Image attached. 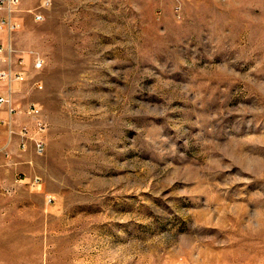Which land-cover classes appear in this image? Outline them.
Segmentation results:
<instances>
[{
    "label": "rangeland",
    "instance_id": "rangeland-1",
    "mask_svg": "<svg viewBox=\"0 0 264 264\" xmlns=\"http://www.w3.org/2000/svg\"><path fill=\"white\" fill-rule=\"evenodd\" d=\"M20 2L0 47L25 61L14 99L42 108L46 152L0 218L45 225L18 258L0 238L1 261L264 264V0Z\"/></svg>",
    "mask_w": 264,
    "mask_h": 264
},
{
    "label": "built area",
    "instance_id": "built-area-1",
    "mask_svg": "<svg viewBox=\"0 0 264 264\" xmlns=\"http://www.w3.org/2000/svg\"><path fill=\"white\" fill-rule=\"evenodd\" d=\"M0 12H3V19L0 21V30L7 32H13L16 25L12 21V17L21 12L20 0H0ZM36 20H43L42 14H37ZM12 48L10 45H2L0 47V62L7 64L9 67L0 71V81L6 83L7 92L0 95V111L7 113L8 118L1 120V124L6 128L10 136L18 135L21 138V148L23 151L28 149V144L32 142L35 147V153L39 156H43L46 152V143L42 134L46 131V122L43 119L42 108L35 103H29L26 106L17 104L14 99V84H22L27 81V73L25 72V61L22 57H17L15 60V68L12 66ZM44 60L39 56L35 58L33 62L34 69L41 71L44 68ZM35 88L43 90L41 82L35 84ZM18 116H26L32 119L33 124L21 125L18 131L15 130L16 118ZM26 178L20 179V182L26 181ZM40 179L29 180V185L36 187L40 184ZM49 202H52V198H48Z\"/></svg>",
    "mask_w": 264,
    "mask_h": 264
},
{
    "label": "crops",
    "instance_id": "crops-1",
    "mask_svg": "<svg viewBox=\"0 0 264 264\" xmlns=\"http://www.w3.org/2000/svg\"><path fill=\"white\" fill-rule=\"evenodd\" d=\"M3 114L4 116L2 119H7L8 114L4 112ZM16 120L17 121L14 127L16 131H18L21 125L33 124V121L26 116H18ZM1 127L3 130H5V132L3 134V138L0 139V191L2 193H10L7 194V196H14L24 192V189H26L25 182L29 178L30 180L34 179V160L41 156L35 153L34 144L31 142L28 144V149L23 151L21 148V138L18 135L10 136L6 131V128L3 126ZM21 175H25L27 177L29 176V178H26V181L20 182V179H22ZM6 206L9 211H17L20 205L16 203H9ZM47 221L51 222L52 219H48ZM41 225H45V221H41L40 219L35 221V219L20 217L0 218V227H9L12 232L10 236L3 235L1 234L2 232L0 233V238H9L7 241L11 243V250L8 253L9 256L11 255L12 257L18 258L19 251L22 252V250H19L22 247V245H19V243H23L26 238H33L32 235H26V231L31 233L35 227H39ZM0 229L3 231L6 228ZM4 253L5 251L0 249V264H4L1 261L2 258L5 257ZM14 264H19V262L15 260Z\"/></svg>",
    "mask_w": 264,
    "mask_h": 264
}]
</instances>
